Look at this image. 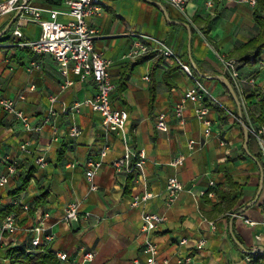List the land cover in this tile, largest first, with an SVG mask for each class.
I'll list each match as a JSON object with an SVG mask.
<instances>
[{"label": "crops", "instance_id": "1", "mask_svg": "<svg viewBox=\"0 0 264 264\" xmlns=\"http://www.w3.org/2000/svg\"><path fill=\"white\" fill-rule=\"evenodd\" d=\"M101 1L102 13L89 20L98 34L95 49L111 61L109 71L117 86L112 95L113 105L129 111L127 129L131 145L147 153L145 174L129 181V175L116 172L112 163L125 151L121 136L104 126L98 112L84 105L75 108L95 97L92 78L81 81L72 71L64 75L52 56L38 55L21 45L40 37L37 24L27 23L24 37L17 39L13 35L14 24L6 31L16 14L0 17V95L12 98L23 92L26 99L18 107L33 127L25 128L14 116L0 111V174L7 173L9 157L18 158L21 164L10 182L0 187V224L15 213L21 227L14 236L2 237L0 264H14L9 255L11 249L30 255L34 235L30 230L42 221L47 232L55 236L46 249L69 257L68 262L57 258L60 264H80L82 248L95 254L91 264H132L134 259L144 258L143 247L148 238L159 245V259L173 263L190 258L191 264H264V251H260L264 248V188L256 200L261 185L260 169L244 150V129L237 122L239 112L234 99L213 78L224 75L219 55L236 59L243 78L254 79L253 83L246 80L242 93H237L256 121L264 96V68L259 65L264 60V48L258 57L246 49L260 32L254 7L219 0H187L185 12H180L161 3L168 11L169 21L163 9L150 1ZM210 1L212 6L208 5ZM31 2L41 9H67L53 0ZM176 22L188 24L191 34ZM135 34L167 44L182 63L196 71L202 87L212 95L209 118L213 130L204 145L191 152L188 149L191 140H204L205 128L196 118L193 104L184 105L185 125L180 124L174 112L184 93L195 85L193 79L182 67L174 69L177 63L157 52L144 55L141 60L129 58ZM33 62L41 68L31 69ZM136 62L120 93L123 75ZM67 79L74 85L63 88ZM52 97L56 99L54 103ZM161 113L167 114L168 132L156 128ZM73 127L80 129L79 137H71ZM24 142L30 143L32 157L21 152ZM105 149L107 157L94 177L97 190H92L86 162L90 157L99 159ZM179 153L188 154V158L183 166L173 167L171 162ZM40 156L47 161L43 169L35 165ZM30 170L33 171L27 188L18 192ZM171 178H177L185 189L169 204L167 184ZM229 180L239 185L233 192L237 202L231 209L219 197L221 191H229ZM211 192L215 193L214 198L209 196ZM144 193L151 197L132 207L133 196ZM43 194L45 200L37 205L36 199ZM72 202L80 204L82 214L93 216L78 223L66 222L65 208ZM24 205L30 207L28 212ZM145 212L165 217L150 236L141 230ZM210 223L215 224V229ZM182 239L188 243L181 246ZM202 239L207 243L199 249ZM44 250L40 249L39 254Z\"/></svg>", "mask_w": 264, "mask_h": 264}, {"label": "built area", "instance_id": "2", "mask_svg": "<svg viewBox=\"0 0 264 264\" xmlns=\"http://www.w3.org/2000/svg\"><path fill=\"white\" fill-rule=\"evenodd\" d=\"M60 2L67 9L61 10L58 8L41 9L34 6L31 0H5L0 2V17L7 15H14L19 13L18 18L14 22L13 35L17 39L24 37L23 29L27 23H34L40 27L41 35L36 40L24 41L21 45L28 47L38 55H50L55 60L59 71L67 75L68 71L77 76L81 81H86L92 78L96 86V95L92 99H87L81 104H77L75 108L84 105L89 107L95 112H98L102 117L104 126L113 132L119 133L123 143L125 144L124 153L116 158L112 165L116 172L126 175H133L134 177L141 178L145 174V163L147 160V153L144 149H134L131 145V137L128 132V124L130 114L126 108H116L113 105L112 95L117 86L113 81L109 68L111 61L106 58L102 53L95 49V39L98 34L95 29L90 26L89 20L103 11L101 0H53ZM158 3H165L169 7L185 12L187 7V0H154ZM220 2H229L231 4H248L251 7L256 5V0H219ZM209 6L213 5V1L208 3ZM135 40L129 51L128 57L131 59H138L149 53L157 52L163 58L179 64L183 70L193 79L195 85L189 88L182 98L180 104L175 109V115L181 125H185L186 119L184 116V105L190 102L194 106V113L198 121L205 128L204 140L196 141L191 140L188 143L189 151H193L196 146H202L212 136L213 121L209 118L210 113V100H213L212 95L202 87L199 79L193 75L191 67L180 61L177 54L167 44L159 41L150 36L135 34ZM219 60L222 63L224 76H229L234 84L237 92L242 93V84L249 80L254 82L251 77L249 79L243 78L239 70V62L233 58H227L219 55ZM260 68H264V60L259 62ZM31 69L41 68L37 62L31 64ZM149 80L148 77L145 78ZM74 82L66 80L63 88L73 86ZM31 86V89H34ZM26 97L23 92L18 93L15 97H3L0 95V111H4L14 116L25 128L32 129V124L23 110L18 107V103L25 101ZM54 97L51 102H55ZM246 112L248 127L250 132L254 135L259 150L264 160V124L252 120L248 114V107L245 102L242 103ZM53 114L54 111H51ZM156 128L162 132H168L169 126L167 123V114L161 113L157 117ZM71 137H79L81 131L77 127H73L70 131ZM21 152L26 157H32L33 150L29 142H24L20 145ZM108 151H102L99 159L90 157L86 162L87 179L91 183L92 190H97L94 183V177L102 168ZM188 158V154L179 153L171 162L173 167L183 166ZM7 173L0 174V187L6 186L10 179L17 174L20 168V161L16 157H9L6 160ZM35 165L39 169L47 166L45 157L40 156L35 159ZM214 183L211 182V185ZM184 185L177 179L171 178L167 184V202L174 203L182 191ZM211 198L215 197V193H209ZM151 197L150 193L134 195L131 201L132 207H138L145 203ZM24 211L28 212L30 207L24 205ZM93 215L91 213L82 214L81 206L79 203H69L64 212V220L70 224L78 223L83 220H88ZM48 217V215H46ZM165 217L145 212L143 214V223L141 230L143 234L150 236L153 235L164 222ZM247 223L254 224L247 220ZM211 228L215 229V224L210 223ZM19 216L15 213L9 214L0 224V243L4 235L14 236L20 230ZM44 221L35 225L30 232L34 235L31 238L30 255L36 256L39 254L40 249L46 248L55 240L53 233L47 232ZM187 239H182L180 245H186ZM206 239L199 241L198 248H203L206 245ZM83 250V259L80 264H91L95 259L93 252ZM160 248L155 240L148 238L144 247V258H136L132 264H191L190 258H183L177 263L170 262L169 260L159 259ZM56 257L61 262H68L69 257L66 253L57 252Z\"/></svg>", "mask_w": 264, "mask_h": 264}, {"label": "trees", "instance_id": "3", "mask_svg": "<svg viewBox=\"0 0 264 264\" xmlns=\"http://www.w3.org/2000/svg\"><path fill=\"white\" fill-rule=\"evenodd\" d=\"M253 13H254V19L259 26L260 32L254 39H252L247 44L246 49H250V52L255 57H258L264 48V0H256V5L254 6V12ZM138 59H140V58H138ZM135 64H137V62L134 63L131 67H129L127 69V71L125 72V74L123 75V78H122V81H121V84L119 87L120 93H122L124 91V89L126 87V83L129 79L131 73H132V70H133V67ZM179 67L181 68V66L179 64H176V66L173 68L177 69ZM174 69H172V70H174ZM172 70H170V71H172ZM191 70H192V73L194 76L198 75L196 73V71L194 69H192V67H191ZM227 78L233 84L232 79L229 76H227ZM233 86H234V84H233ZM224 88L228 92V90L225 86H224ZM151 101H152V103H154V101H155V90H154V88L151 91ZM244 118H245L246 124H248L247 117L245 114H244ZM255 120L261 124H264V96H263V99H262L261 104H260V116ZM237 122H239V120ZM255 146L257 147V149L255 148ZM248 147H249L250 153L261 164L263 171H264V160L262 158V154H261L259 147L257 145L256 139L251 132L249 134ZM32 171L33 170H30L28 177L26 178L22 187L19 188L18 192H21L27 188V186L31 180V177H32ZM128 179H129V181H131L133 179V175H129ZM228 186H229V191L228 192L227 191H221L219 193V197L222 199L223 202H225V206L227 208L231 209L234 207L235 203L237 202V197H233V192L239 188V185L237 183H234L231 180H229ZM45 198H46V194L39 196L36 199V204L37 205L42 204V201H44ZM9 255L11 256L12 263H14V264H16V263H19V264H60L57 260L56 255L53 254L49 249H46V248H45L43 253L38 254L36 257L31 256V255H27L18 249H11L9 251Z\"/></svg>", "mask_w": 264, "mask_h": 264}, {"label": "water", "instance_id": "4", "mask_svg": "<svg viewBox=\"0 0 264 264\" xmlns=\"http://www.w3.org/2000/svg\"><path fill=\"white\" fill-rule=\"evenodd\" d=\"M146 1H150V2H153V3L158 4V5L163 9V11H164L166 17H167L168 20H169V14H168V11H167V9H166L161 3L154 2L153 0H146ZM18 16H19V13H17V14L15 15V17L12 19V21L9 23V25L7 26L6 31H7V30H8V29L14 24V22H15V20L18 18ZM169 21H170V20H169ZM175 24H181V25L185 26V27L188 29V31L190 32V34H191V28H190V26H189L188 24H186V23H179V22H176ZM213 78H214L215 80L221 82V83L227 88V90L229 91L231 97L234 99V101H235V103H236V105H237L238 112H239V114H238V120H239V122L241 123V125L243 126V129H244V136H245L244 150H245V152L247 153V155L250 156V157H251V158H252V159L258 164L259 169H260V173H261V185H260V189H259V191H258L257 199H256V200H258L259 197H260V195L262 194V191H263V188H264V171H263V168H262L261 164H260V163L257 161V159H256V158L250 153V150H249V147H248L250 130H249L248 125H247L246 122H245L243 105H242V103H241V100H240V98H239V96H238L237 91L235 90L233 84H232L231 81L227 78V76L219 75V76H215V77H213ZM252 204H253V203H251L250 205H248V207L251 206ZM248 207H246V208H248ZM246 208L243 209L242 211H240V212L237 214V216H241V215L244 213V211L246 210ZM231 232H232V229H231ZM235 241H236L237 244H239V246H240L241 248H243V246L237 241V239H235ZM261 250L264 251V248H261L260 251H261ZM257 252H258V251H255V252H248V251H246V253H248V254H256Z\"/></svg>", "mask_w": 264, "mask_h": 264}]
</instances>
